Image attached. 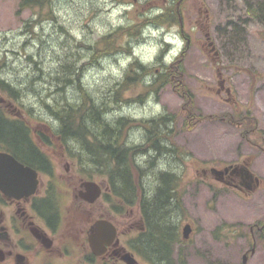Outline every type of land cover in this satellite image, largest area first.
Masks as SVG:
<instances>
[{"label": "rangeland", "instance_id": "obj_1", "mask_svg": "<svg viewBox=\"0 0 264 264\" xmlns=\"http://www.w3.org/2000/svg\"><path fill=\"white\" fill-rule=\"evenodd\" d=\"M20 2L0 0V50L8 51L6 56L9 60L19 59L0 68V74L7 73L10 81L21 82L24 75L31 73L33 61L44 68V76L46 72H55L60 59L72 49L71 44L75 50L71 54L77 53L78 69L81 68L79 72L84 76L88 93L100 99L108 97L113 86L125 81L126 74L130 72L129 64L134 59L151 66L156 77L159 72L166 71V66L174 67L178 64L177 59L182 58L183 77L177 79L181 80L180 85L173 78L158 93L144 95L153 75L144 77L135 85L127 84V90L120 94L128 99L143 94L141 102L130 100L127 105L120 99L116 103L111 98L107 106L112 110V117L127 116L134 120L173 117L168 124L171 132L165 140L176 154L183 151V156L161 157L155 160L158 161L155 170L175 171L182 177L179 182L181 204L174 221L181 224V228L184 225L192 227L188 239L179 246L183 264H240L252 243L250 228L264 218V15L256 17L249 12L257 9L262 0H189L185 5L192 6V18L189 20L187 15L183 18L185 29L192 34L188 49L184 48L178 29L171 27L172 22L158 24L150 21L162 13L163 10L159 9L164 7L165 0H55L51 8L59 22L45 15L48 6L32 13L21 9ZM198 6L202 8L200 14L196 13ZM204 10H207L208 22L202 16ZM200 17L207 26L205 31L209 33L215 51L201 47L202 44L206 47V40L204 33L199 32V27H204L200 24ZM28 20L35 26L32 38L22 34V26ZM131 23L136 24L140 36H122L118 40L121 33L116 29L129 28ZM60 26L65 29V34L60 32ZM106 33L112 34L113 45L126 44L130 52L103 57L94 66L86 51L78 45L82 41L84 44L97 43ZM31 39L33 44L26 46ZM65 45L68 48L64 51ZM22 47L26 53L21 51ZM27 55L35 59L29 62ZM220 81L229 87V97L224 91L217 93ZM18 86L30 91L28 80L26 85ZM247 112L254 120L246 132L239 125L221 118L223 113L244 116ZM47 117L42 112H33L37 121L33 126L48 124ZM37 127L45 129L44 126ZM143 129L138 124L127 128L128 141L133 145L145 143L143 146H148L142 142ZM49 139L51 148H44V152L57 163L66 153L72 167L70 172L77 174L79 167L76 161L86 162L84 155H79V158L73 150V155H76L73 159L56 138ZM139 159L140 168L144 171L141 175L143 186L149 191L154 179L147 176L152 170L144 167L148 155ZM243 161L262 178L258 191L245 196L246 199L214 181L212 177L217 180L218 177L210 173V167L222 168ZM58 164L59 171L63 172L60 162ZM203 170L208 171L206 176ZM136 176L135 173L133 177ZM94 180L107 186L106 176L100 174ZM94 204L100 209L95 210L96 214H106L111 204H117L118 208L123 203L112 196L110 201L101 198ZM138 218L137 204L131 209L124 207L123 213L114 217L118 222L129 224ZM241 233H246L247 238H239ZM247 255L246 264H264V251Z\"/></svg>", "mask_w": 264, "mask_h": 264}, {"label": "trees", "instance_id": "obj_2", "mask_svg": "<svg viewBox=\"0 0 264 264\" xmlns=\"http://www.w3.org/2000/svg\"><path fill=\"white\" fill-rule=\"evenodd\" d=\"M54 1L21 0L20 8L28 9L33 13L36 9L40 11L39 9L48 6V11H46L45 15L50 17L54 22H59L51 8ZM249 12L252 16L256 17L264 15V0H262V4H259L257 9L254 11L249 10ZM150 21L165 24L168 22L174 23L176 19L165 16L162 18L155 17ZM33 23L30 20L24 22L22 26V34L24 36L32 38V35L35 33ZM135 25V23H131L129 28H117L116 31L121 33L117 37L118 40L122 36H140V31H138V27ZM59 30L63 34L66 33L62 26L59 27ZM112 37L111 33H106L101 36V39L97 43L84 44L82 41L78 46L86 51L87 57L90 58L93 65L99 64L100 59L103 57H108L109 55L116 56L118 52H130L126 44L113 45ZM30 44H33V39L26 46ZM67 45L63 46L64 51L68 48ZM69 46L72 49H70V52H67L65 58L60 59L58 67L55 70L56 73L49 71L44 76V68H40L37 61L32 62L34 66L31 73L24 75L21 82H17L19 80H16V82L10 81L8 74L1 72L0 142H5L6 146L4 148L9 147L11 154L16 159L25 158L28 161L43 162L44 156L42 152L38 147L29 142L31 137L28 135V129L30 128L24 127V121L9 119L10 117L6 110L3 111L2 109L7 108L6 106L10 104L13 108L22 109L28 117H31L29 120H32L34 124L36 120L33 118V112H42L47 115L49 120L47 125L55 138H59L61 144L71 154H73L74 150L78 156L84 155L87 166L86 172L89 173L95 169L97 173L106 176L108 188L114 197L124 205L137 204L139 210L148 216L151 235L156 239L149 244V251L155 255H158L160 252L163 253L164 258L162 260L164 264H172V259L169 257L170 239L174 232V217L178 213L179 207H175L172 203H169L171 197L174 200L169 184L172 182L171 187L173 188L175 181L168 174H161L163 171L155 170L157 169L156 163L158 162L155 160L164 156L173 158L175 155H179L180 158L183 156V151L176 154L175 149L170 147L165 140V137L171 132L168 124L172 122L173 117L160 116L149 120H134L127 116L112 117V110L108 108L107 101L112 98L117 103V100L120 99V101H123L122 103L128 105L131 103L130 100L141 102L145 94L158 93L170 79H176L177 84L180 85L182 82L181 80L180 82L177 81V79H182L183 77L181 70L182 58L179 57L177 59L176 62L178 64L174 67L172 65L166 66V71L164 73L159 72L156 77L153 75L155 70L151 66L143 65L138 59H134L129 64L128 71L130 72L126 74L125 81L121 85L119 83L110 89V98L109 96H103L100 99H96L88 93L83 82L84 76L79 72L81 68L78 69L77 53L73 56L71 52H73L74 48L71 44ZM21 51L26 53L25 47H22ZM7 53L8 51L4 53V51L0 50V68L7 66L10 61L19 60L18 58L9 60L6 56ZM180 56H183V54ZM34 59L35 57L27 55V61L30 62ZM162 66L165 65L163 64ZM46 67L49 68L50 66ZM152 75L153 79L148 84V91H144V95H139L134 99L121 97V92L127 90L125 88L127 84L135 85L143 80L144 77L146 79ZM27 80L29 92L31 93L26 88L18 86L26 85ZM16 105L20 106L17 108ZM221 118L228 123L239 125L244 129V132L247 129L250 130L252 121L254 120V117L249 116L248 112L244 116L223 113L221 114ZM136 124L144 128L142 130L144 133V140L142 142L147 143L148 146L146 147L143 146L145 143L133 145L126 137L127 128ZM37 125L41 126L40 123ZM38 134H40L39 131ZM43 139L45 140V138ZM146 155H148V159L145 160L144 167L152 170L147 176L150 179H154L151 185V188H153V194L150 192L151 196H147L148 193H146V189L143 186L141 175L144 174V171L140 168L139 157L141 158ZM135 173L137 174V178L133 177ZM89 174L93 173L90 172Z\"/></svg>", "mask_w": 264, "mask_h": 264}, {"label": "flooded vegetation", "instance_id": "obj_3", "mask_svg": "<svg viewBox=\"0 0 264 264\" xmlns=\"http://www.w3.org/2000/svg\"><path fill=\"white\" fill-rule=\"evenodd\" d=\"M186 3H189V0H165L164 7L159 9L163 10L162 13L155 17L169 16L176 19L171 27L178 29L180 40L185 45L184 48L188 49L192 34L185 29L183 18L187 15L191 20L192 6L185 5ZM201 9L199 6L196 7V13L200 14ZM202 16L208 22L207 10H204ZM198 20L196 24L199 23ZM200 24L204 27H199V32L204 33L206 40V47L202 44V49L215 51L214 43L209 33L205 31L207 26L202 18ZM221 91H224L227 97L230 96V89L223 81L219 82L217 93ZM6 107L2 110H6L9 119L24 121L26 124L24 127L30 128L29 142L42 152L44 161H28L25 158L20 161L11 154L9 147L4 148L5 142H0V152L10 154L17 162L36 171L38 180L35 192L27 196L15 197L6 194L10 193L9 188L0 189V264H164L163 253L155 255L149 251V244L156 239L151 235L147 215L139 210V218L131 224L114 219L117 214L123 213L124 207L128 209L134 207L132 204H120L118 208L117 204H111L109 213L96 214L95 210L100 209L95 208L94 203L101 198L110 201L113 196L108 185L104 187V184L95 182V177L100 176V173L94 169V172L90 171L93 173L90 175V172H86V162L81 163L80 160L76 161L79 167L77 174L71 173L72 167L65 152V155L58 159L63 169V172H60L59 164L44 152V148H51L49 137L55 138L48 125H41L45 129H38L37 125L33 126L34 123L29 120L31 117H28L24 110L13 108L11 104ZM56 140L60 142L59 138ZM63 148L67 150L66 147ZM67 154L73 159L76 158V155L70 152ZM225 168L226 172L223 170ZM247 168L251 171L245 161L217 168L222 169L223 174L219 180L214 176L212 179L235 194L244 195L246 199L245 196L256 193L262 183V178L252 171V174L248 173ZM202 172L205 176L208 174L206 170ZM161 174L173 177L171 178L175 181L173 188L172 182L169 186L174 200L171 197L169 203L179 207L182 196L179 184L181 174L175 171H163ZM85 181H93L101 187V194L93 203L87 202L81 196L86 191L83 186ZM150 192L153 194V188L146 190L147 196H151ZM174 225L169 257L172 264H181L183 258L179 246L188 239L192 227L189 224L190 233L184 238L182 228L185 226L181 228L179 223ZM249 234L252 243L243 254L240 264H246V260L249 259L247 254L254 255L258 251H264V218L261 223L256 222L252 225ZM239 238L246 239L247 234L241 233Z\"/></svg>", "mask_w": 264, "mask_h": 264}, {"label": "water", "instance_id": "obj_4", "mask_svg": "<svg viewBox=\"0 0 264 264\" xmlns=\"http://www.w3.org/2000/svg\"><path fill=\"white\" fill-rule=\"evenodd\" d=\"M0 101H2V99ZM224 171L226 172L227 168ZM246 171L249 173L247 169ZM211 173L217 176L219 180V177L223 174V171L212 168ZM37 185L38 180L36 171L23 166L10 154L0 152L1 190H3V188H9L10 193L6 192V194L13 195L15 197H22L33 194L37 188ZM83 186L86 191L85 193H82L81 196L89 203L95 202V200L101 194V187L93 181H85ZM11 191L13 193H11ZM189 233L190 227L186 225L183 228V237L187 238Z\"/></svg>", "mask_w": 264, "mask_h": 264}]
</instances>
